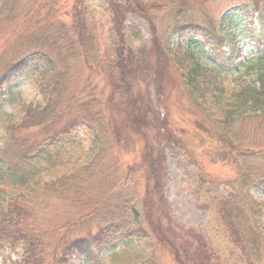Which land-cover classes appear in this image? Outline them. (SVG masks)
I'll list each match as a JSON object with an SVG mask.
<instances>
[{"label":"rangeland","instance_id":"1","mask_svg":"<svg viewBox=\"0 0 264 264\" xmlns=\"http://www.w3.org/2000/svg\"><path fill=\"white\" fill-rule=\"evenodd\" d=\"M71 1L73 0H69L68 9ZM108 2L109 0L91 1L93 12L101 18L102 25L108 21ZM117 3L124 7L126 1ZM136 5L144 9L141 14L125 16L127 19L124 23L123 45L125 50L130 51L129 58L134 61L132 63L135 68H147L143 73L144 77L140 76L142 81L136 80L134 91L143 93L145 104L155 114L145 119L149 124L144 127V132L130 134L133 140H137L131 149L118 150L115 147L113 158L105 166L102 164V171L97 169L96 176H91L99 181L87 191L91 195L98 192L103 194L97 201L87 203L84 197L79 202L68 203L62 196L55 194L61 192H55L56 183L72 177L70 164H83L92 159L95 150L90 147L89 140L81 136L76 143L56 150L48 158L46 154L36 153L35 159L31 158L29 163L27 161V170L32 173L25 180L26 189L35 185L34 190H37L38 195L40 192L46 195L49 207L43 211L38 209L37 203V206H33V213L29 214L30 218L22 220V223L28 225L27 230L32 232L31 235L40 238V242L44 244V253L50 257L46 264H57L54 250L59 247L62 238L70 241L71 237H90L91 240L109 221L108 212L122 204L124 197L135 199L144 215V198L148 217L144 215L141 219L142 228L146 231L141 242L126 240L110 248L94 251L92 256H83V252H80L69 257L66 264H193L191 254L188 255L190 246L186 240L189 232L196 235L201 232L206 239L214 240L215 245L224 253L225 259L229 260L228 264H238L234 255L226 254L225 242L212 228V206L206 201L205 195L208 192L212 195L221 193L229 196L230 191H233L239 194L238 201L241 203L250 200L255 204L264 202V188L260 189L257 185L243 188L238 183L240 176L236 166L225 159L234 147L221 143L224 136L229 137L230 124L222 126L220 120L224 113L220 107H224L225 99L238 91L241 84H252L260 69L264 71V59L255 54L256 46H260L261 51L264 50V45L256 42V37L264 33V0H136ZM251 7L255 11L253 15L248 10ZM106 8L107 12L104 13ZM190 16L195 17L199 24L207 25L210 31L217 30L223 39L215 45L221 44L225 53L233 52L232 58L224 56L222 67L208 53L209 49L203 44L207 43L204 36L190 39L176 34L175 24ZM119 17L122 18L120 15ZM201 21L204 23H200ZM13 32L0 34V66L17 57L14 54L15 43H12ZM99 33L102 35L101 30ZM106 44L108 46L107 41ZM108 48L110 49V45ZM193 66L199 67L202 77L206 74L203 83H199L200 87L196 88L197 91H193L187 84L186 76ZM139 69L138 67L137 73H141ZM143 78L148 79L147 83L144 84ZM34 80L31 78V81H22L20 87L12 88L0 99V155L5 140L1 125L19 122L27 106L37 100ZM95 82L98 86L96 93L101 92L105 82L100 78H96ZM147 84L150 86H146ZM148 98L150 105L146 102ZM110 113L113 121L118 119L119 126L126 117L121 114L120 109H112ZM252 113L248 117L237 116L231 130L235 133L236 140L247 142V148L264 152V145L256 146L264 142V125L263 128L259 127L264 120H258ZM146 115L145 113L144 116ZM157 116L159 120L156 123L161 132L154 128V119ZM143 134L149 138L148 143L145 142ZM158 141L163 149L165 166L162 169L163 177H156L155 184L160 187L164 200L162 206L154 208L152 199H146L151 196V189L154 188L155 193L156 186L153 185V180L147 181L145 174L148 170L147 163L151 161L149 147L154 144L153 148L160 149ZM153 157L157 158L155 155ZM2 160L3 157L0 156V171L3 163H6V160ZM153 161L155 160L152 159ZM17 164L13 160L9 166ZM161 164L162 162V168ZM113 166L121 167L118 179L111 171ZM261 170H264V163ZM79 175L82 179L89 176L83 170ZM102 178L108 181L109 186H105ZM254 179L256 176L251 180ZM111 186L115 189L114 196L104 194ZM15 196L16 194L5 189L0 190V218L7 209V202ZM30 202L33 203L34 200ZM80 203L82 206L80 205V213L77 214L74 205ZM244 215L251 220L254 218L248 213ZM245 219L242 217L239 220L242 237L248 249L241 264H248L250 260L255 264H262L260 256L263 249L256 245L260 239L264 244V219L257 230L259 240L254 234L256 232L247 228ZM164 234L168 239L180 240L177 250L170 248ZM196 239L200 248L202 239L200 236H196ZM19 259L20 253H13L9 248L0 252V264H11ZM194 259L199 261L200 253L194 254Z\"/></svg>","mask_w":264,"mask_h":264},{"label":"trees","instance_id":"2","mask_svg":"<svg viewBox=\"0 0 264 264\" xmlns=\"http://www.w3.org/2000/svg\"><path fill=\"white\" fill-rule=\"evenodd\" d=\"M91 1L73 0L68 9L69 0H0V34L5 35L8 31H14L12 43H15L14 54L17 56L16 59H10L0 66V99L12 89L10 87L12 84L17 83L15 86L18 87V82L31 81V78L35 79L33 85L38 96L37 100L24 110L19 122L1 125L5 140L0 156L7 164L3 163L1 167L0 190L5 189L16 196L7 202V209L1 214L0 252L9 248L13 253L19 252L21 258L11 264H46L50 258L44 253L45 248L40 242L41 239L32 236V232L27 230L28 225L22 223V220L30 218L29 214L33 213L31 211L33 206L38 205L37 203L38 209L43 211L49 207L46 195L43 192L38 195L37 190H34L35 185L26 189L25 180L32 173L27 170V161L29 163L31 158L35 159L38 152L46 154L47 158L51 157V153L60 148H67L84 137L95 150L92 159L83 164H70L72 177L64 182H57L55 192L58 190L61 192L55 194L62 196L61 198L68 203L79 202L84 197L87 203L97 201L103 194L98 192L91 195V192H88L90 187L98 184L99 180L93 178L96 176L95 172L97 169L99 172L102 171V164L105 166L108 160L113 158L115 147L118 150L131 149L137 140H133L130 134L138 135L144 132V127H148L149 124L145 119L155 114L150 112V106L145 104L143 93L134 91L136 80L142 81L140 76H143L147 68L141 66L135 68L134 61L130 59V51L125 50L123 45L124 23L127 19L125 16L141 14L144 7L136 5V0H125L124 7L117 3L122 0H109L108 12L107 8L104 11L107 12L108 21L102 25L101 18L93 12ZM248 10L252 15L255 12L252 11L254 10L252 7ZM100 30L102 35L99 33ZM174 30L179 37L204 36L207 43L203 44L219 66L225 60L224 56L232 58L233 52L225 53L221 49V44L215 45L222 41V35L217 30L210 31L207 25L199 24L195 17L190 16L184 21L181 19L175 24ZM256 39V42L264 45V33ZM260 48L256 46L255 53L264 59V50L261 51ZM138 67L141 73H137ZM199 73H201L199 67L193 66L186 76L187 84L193 91H197L199 83H203L205 79L206 74L202 77ZM96 78L105 82L101 92L97 93ZM143 80L144 84L148 81L146 78ZM239 87L238 91L225 99L224 107H220L224 110L220 117L222 126L230 124V138L228 135L227 138L224 136L221 143L235 148L231 147L232 150L225 159L236 166L240 176L238 183L245 189L253 185L262 189L264 170H261V166L264 162L261 160H264V152L247 148V142L236 140L231 125L237 116L248 117L251 112L258 120H264V71L260 69L257 72V78L252 84H241ZM148 100L149 98L146 102ZM148 102L150 105V101ZM112 109L117 111L120 109L121 114L126 116L120 126L118 119L113 121V115L110 113ZM158 120L159 116L154 119V128L161 132L156 123ZM263 125L264 121H261L259 127L263 128ZM143 138L146 143L150 141L144 134ZM158 142L160 144V141ZM153 145L149 147L148 155L151 161L147 163L145 177L147 181L153 180V185L156 186V177H163L165 159L162 156L161 144L160 149L153 148ZM260 145H264V142L256 146ZM152 159L155 161L152 162ZM13 160L17 161V166H9ZM120 169L121 167L113 166L111 170L117 179ZM82 170L89 176L82 179L79 175ZM255 176L256 179L251 180ZM103 180L105 186H109L108 181L102 178L101 181ZM159 188L156 186L155 193L154 188L151 189V196L146 199V201L152 199L154 208H158L164 200ZM104 194L114 196V186L107 189ZM205 196L208 204L212 206L213 230L225 242L226 254L234 255L235 261L241 264L248 249L242 237L239 220L242 217L246 218L247 228L251 232H256L254 234L257 236V230L264 219V202L255 204L250 200L241 203L238 201L239 194L233 191H230L229 196L221 193L212 195L208 192ZM30 200L34 202L31 203ZM144 200L143 198L142 204L145 209L143 212L148 217ZM80 205L81 203L74 205L77 214L80 213L79 209L82 206ZM247 213L253 215V220L244 215ZM144 215L135 199L124 197L122 204L108 212L109 221L105 223L102 231L92 236L91 240L90 237L81 239L71 237L70 241L62 238L59 247L54 250L56 253L54 259L57 264H66L69 257L80 252H83V256L86 254L92 256L94 251L110 248L126 240L141 242L146 235L141 220ZM188 234L186 238L190 246L188 255L191 254L193 264H228L229 260L225 259L224 253L215 245L214 240L206 239L201 232L200 235L192 232ZM164 236L170 248L177 250L176 246L180 240L168 239L166 234ZM196 236L202 239L200 248ZM257 237L259 240L260 236ZM256 246L263 249L260 258L264 264V244L261 239ZM196 253L201 255L199 261L194 259ZM248 264L255 263L250 260Z\"/></svg>","mask_w":264,"mask_h":264}]
</instances>
